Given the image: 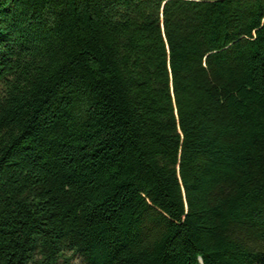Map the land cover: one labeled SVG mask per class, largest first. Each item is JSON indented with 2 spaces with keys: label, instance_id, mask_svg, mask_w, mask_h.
<instances>
[{
  "label": "trees",
  "instance_id": "1",
  "mask_svg": "<svg viewBox=\"0 0 264 264\" xmlns=\"http://www.w3.org/2000/svg\"><path fill=\"white\" fill-rule=\"evenodd\" d=\"M0 264H264V0H0Z\"/></svg>",
  "mask_w": 264,
  "mask_h": 264
}]
</instances>
